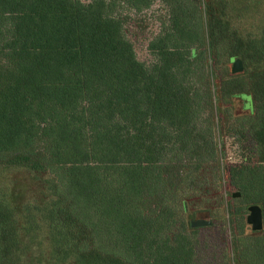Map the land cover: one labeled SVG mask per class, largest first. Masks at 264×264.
I'll use <instances>...</instances> for the list:
<instances>
[{
	"label": "trees",
	"instance_id": "trees-1",
	"mask_svg": "<svg viewBox=\"0 0 264 264\" xmlns=\"http://www.w3.org/2000/svg\"><path fill=\"white\" fill-rule=\"evenodd\" d=\"M149 1L0 0V158L54 169L59 214L77 236L102 225L103 197L112 186L107 181L103 188L102 181L114 170H125L137 202L129 216H138L141 204L169 224L166 189L197 182L218 161L201 0H160L169 17L148 45L153 63L145 64L121 11ZM254 115L263 150L253 165L259 173L236 196L263 211L264 106ZM231 171L243 177L240 169ZM6 210L0 202V235ZM260 232L250 238L251 252H264V227ZM173 236L164 247L150 240L138 264H198L189 237ZM262 253L259 261L239 255L238 264H264ZM11 261L0 252V264Z\"/></svg>",
	"mask_w": 264,
	"mask_h": 264
},
{
	"label": "rangeland",
	"instance_id": "rangeland-1",
	"mask_svg": "<svg viewBox=\"0 0 264 264\" xmlns=\"http://www.w3.org/2000/svg\"><path fill=\"white\" fill-rule=\"evenodd\" d=\"M168 11L160 0L121 11L139 61L153 63L148 45L167 23ZM201 13L218 161L209 162L197 182L166 189L165 204L173 214L169 224H160L155 211L141 204L138 216H129L137 202L126 185L125 170H114L102 181L103 188L112 182L108 197H103L102 225L97 233L77 236L73 222L59 214L62 191L54 169L8 165L0 158V202L7 208L0 252L9 255L11 264H138L150 240L164 247L176 234L189 237L198 264H238L239 255L250 261L262 258L260 250H250V238L261 232L246 223L248 207L236 193L259 173L253 165L262 158L254 114L264 106V0H201ZM235 37L241 40L233 45L230 38ZM231 57L242 58L241 73H231ZM244 93L251 95L252 111L245 106ZM232 168L240 169L243 177ZM255 183L259 192L261 184ZM197 219L210 225L189 229Z\"/></svg>",
	"mask_w": 264,
	"mask_h": 264
},
{
	"label": "water",
	"instance_id": "water-1",
	"mask_svg": "<svg viewBox=\"0 0 264 264\" xmlns=\"http://www.w3.org/2000/svg\"><path fill=\"white\" fill-rule=\"evenodd\" d=\"M230 62L231 66V73L238 74L243 71V61L242 58L231 57ZM243 98L247 100L246 108L251 109V95L249 93H245L242 95ZM249 214L246 217V223L251 226V230L253 232H260L263 230L264 227V220H263V211L262 206L259 204L250 205L248 207ZM210 225L209 221L203 219H197L190 222L191 228H201V227H208Z\"/></svg>",
	"mask_w": 264,
	"mask_h": 264
}]
</instances>
